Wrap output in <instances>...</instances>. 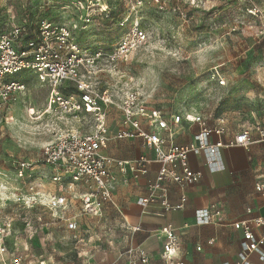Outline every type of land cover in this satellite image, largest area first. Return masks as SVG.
Returning a JSON list of instances; mask_svg holds the SVG:
<instances>
[{
  "label": "rangeland",
  "instance_id": "rangeland-1",
  "mask_svg": "<svg viewBox=\"0 0 264 264\" xmlns=\"http://www.w3.org/2000/svg\"><path fill=\"white\" fill-rule=\"evenodd\" d=\"M74 1L0 0V29L26 24L25 10L34 15L33 24L43 11L55 20L80 22ZM117 16L113 21L96 17L75 33L77 41L91 48L111 47L122 32ZM141 21L147 41L117 71L100 73L104 85L137 89L166 111L198 112L211 124L223 121L230 133L254 116L264 117V0H165L162 9L148 0ZM215 71L224 85L213 76ZM6 80L24 83L25 88L0 96V247L9 251L0 254V264H12L11 253L25 264H82L95 243L73 239L59 216L82 214L91 232L107 238L110 201L98 215L81 209L54 212L28 203L27 191L58 190L45 177L51 178L55 170L39 161L58 120L45 113L48 85L27 72ZM87 190L83 184L63 188Z\"/></svg>",
  "mask_w": 264,
  "mask_h": 264
},
{
  "label": "built area",
  "instance_id": "built-area-1",
  "mask_svg": "<svg viewBox=\"0 0 264 264\" xmlns=\"http://www.w3.org/2000/svg\"><path fill=\"white\" fill-rule=\"evenodd\" d=\"M76 1L73 4L75 12L78 10L81 15L80 22L55 20L43 11L33 24L34 15L25 10L26 24L12 23L0 29V96L6 98L15 90L25 88L24 83L6 79L27 72L49 86L45 113L58 120L52 129L54 138L43 146L39 159L55 170L51 178L45 177L51 179L58 190L27 191L25 197L29 204L41 205L54 212L67 211L71 200L77 198L82 203V210L98 215L104 204L113 198L120 182L118 172L127 182L129 175L135 179L144 176L151 163L157 162V176L149 182V193L139 199V203L147 207L160 202L165 210L180 209L187 200L186 194L181 196L179 204L173 205L166 193L170 183H176L182 189L199 183L202 173L189 166L191 151H205L207 165L211 169H219L223 167L221 147L240 145L249 150L253 145L264 142V117L254 116L232 139L226 140L228 129L223 121L211 124L198 112L166 111L152 105L137 89L104 85L100 73L117 71L119 64L147 41L148 33L141 20L148 0ZM152 1L161 9L165 3V0ZM120 6H124L123 10ZM115 14H118L116 25L122 32L111 47L91 48L77 41L75 33L87 28L96 17L113 21ZM217 75L219 84L224 85L225 80L215 71L213 76ZM112 109L121 114L115 131L110 125ZM31 111L32 114L35 112L34 109ZM194 124L199 126V130L193 141L176 143L174 137L178 129ZM212 136L216 139L212 140ZM111 138H141L145 147L153 151L154 157L143 154L126 160L110 156L106 149ZM81 183L88 188L82 194L68 196L63 191L65 186L72 188ZM256 190L264 196V176L256 182ZM59 217L66 222L72 238L80 241L77 220ZM195 218L199 224L222 223L224 213L220 206L213 204L197 209ZM234 227L243 232L238 264H252V253L264 261V232L256 234L254 231L255 228L264 229V215L239 220ZM141 229V225L133 227V231ZM154 233L165 238L162 258L166 264H185L178 259L181 243L177 228L167 223ZM8 252L7 246L2 244L0 254L7 255ZM126 253L132 262L136 255L142 264L150 262L148 252L139 246L129 248ZM11 259L12 264H25L19 254L11 253Z\"/></svg>",
  "mask_w": 264,
  "mask_h": 264
},
{
  "label": "crops",
  "instance_id": "crops-1",
  "mask_svg": "<svg viewBox=\"0 0 264 264\" xmlns=\"http://www.w3.org/2000/svg\"><path fill=\"white\" fill-rule=\"evenodd\" d=\"M120 118V112L112 109L110 125L113 131L118 129ZM198 130L197 124L180 127L174 140L178 144L190 143ZM238 132L239 130L236 133L228 132L225 139H232ZM211 139L215 140L216 137L212 136ZM106 153L126 160L143 154L154 157L153 151L145 147L141 138H111ZM220 153L223 167L219 169H211L207 165L205 151L189 153V166L192 170L201 172L202 177L199 183L185 189L176 183L168 185L166 194L173 205L181 202L183 194L187 196L184 207L175 210H165L160 202L151 203L147 207L139 203V199L148 195L149 182L156 178L159 163H151L149 172L137 179L129 175L127 182L122 180L123 176L118 172L120 182L106 207L107 238L91 232V225L83 219L82 214L67 215L77 220L80 241L95 243L89 254L83 257L82 264H142L137 255L132 262L126 253L129 248L138 246L148 252L149 264H166L162 258L165 238L154 231L167 223H172L177 228L181 243L178 259L185 264H238L243 232L235 228L234 223L264 215V196L256 190V182L264 176V142L253 145L249 150L240 145L221 147ZM80 185L82 183L77 186ZM64 192L70 196L86 191ZM213 204L222 208L224 221L197 223L196 210ZM78 209L82 210L81 201L72 199L67 211ZM62 222L67 229L66 222L63 219ZM137 225H141L142 229L133 231V227ZM68 231L72 237V232ZM254 231L261 234L264 229L255 228ZM250 260L252 264H264L256 253H252Z\"/></svg>",
  "mask_w": 264,
  "mask_h": 264
}]
</instances>
